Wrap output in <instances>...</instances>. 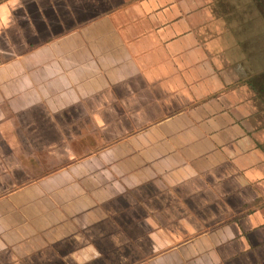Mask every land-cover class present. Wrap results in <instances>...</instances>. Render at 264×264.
Instances as JSON below:
<instances>
[{
	"label": "crops",
	"instance_id": "obj_1",
	"mask_svg": "<svg viewBox=\"0 0 264 264\" xmlns=\"http://www.w3.org/2000/svg\"><path fill=\"white\" fill-rule=\"evenodd\" d=\"M218 1L0 2V264H264V69Z\"/></svg>",
	"mask_w": 264,
	"mask_h": 264
},
{
	"label": "rangeland",
	"instance_id": "obj_2",
	"mask_svg": "<svg viewBox=\"0 0 264 264\" xmlns=\"http://www.w3.org/2000/svg\"><path fill=\"white\" fill-rule=\"evenodd\" d=\"M222 11L232 13L239 21L233 23V29L238 26L243 35L255 49L254 55L260 57V69H264V0H219ZM219 7V6H218ZM251 50V48H250ZM264 86V70L260 73Z\"/></svg>",
	"mask_w": 264,
	"mask_h": 264
},
{
	"label": "trees",
	"instance_id": "obj_3",
	"mask_svg": "<svg viewBox=\"0 0 264 264\" xmlns=\"http://www.w3.org/2000/svg\"><path fill=\"white\" fill-rule=\"evenodd\" d=\"M2 1H5V0H0V2H2Z\"/></svg>",
	"mask_w": 264,
	"mask_h": 264
}]
</instances>
